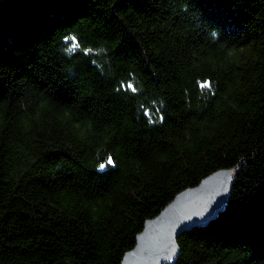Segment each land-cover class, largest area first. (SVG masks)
Here are the masks:
<instances>
[{
	"label": "trees",
	"instance_id": "1",
	"mask_svg": "<svg viewBox=\"0 0 264 264\" xmlns=\"http://www.w3.org/2000/svg\"><path fill=\"white\" fill-rule=\"evenodd\" d=\"M231 167L166 264H264V0H0V264H121Z\"/></svg>",
	"mask_w": 264,
	"mask_h": 264
},
{
	"label": "water",
	"instance_id": "2",
	"mask_svg": "<svg viewBox=\"0 0 264 264\" xmlns=\"http://www.w3.org/2000/svg\"><path fill=\"white\" fill-rule=\"evenodd\" d=\"M235 168L218 169L197 185L178 192L156 216L145 221L135 246L121 264H166L180 254L178 239L186 231L205 226L225 210Z\"/></svg>",
	"mask_w": 264,
	"mask_h": 264
},
{
	"label": "snow or ice",
	"instance_id": "3",
	"mask_svg": "<svg viewBox=\"0 0 264 264\" xmlns=\"http://www.w3.org/2000/svg\"><path fill=\"white\" fill-rule=\"evenodd\" d=\"M73 39H75V38H73ZM77 45H73V48H75ZM209 85H208V83L206 82L204 85H202V87H208ZM108 163L109 164H111L112 163V160L111 159H109V161H108ZM100 167L101 168H103L104 167V165H100Z\"/></svg>",
	"mask_w": 264,
	"mask_h": 264
}]
</instances>
